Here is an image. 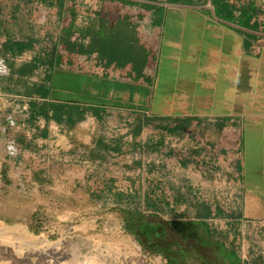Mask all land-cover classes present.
Returning <instances> with one entry per match:
<instances>
[{"label":"crops","instance_id":"crops-1","mask_svg":"<svg viewBox=\"0 0 264 264\" xmlns=\"http://www.w3.org/2000/svg\"><path fill=\"white\" fill-rule=\"evenodd\" d=\"M0 62L7 188L158 218L235 194L202 232L264 264V0H0Z\"/></svg>","mask_w":264,"mask_h":264},{"label":"rangeland","instance_id":"rangeland-1","mask_svg":"<svg viewBox=\"0 0 264 264\" xmlns=\"http://www.w3.org/2000/svg\"><path fill=\"white\" fill-rule=\"evenodd\" d=\"M79 190H83L82 186L71 196L43 197L35 194L28 179L22 178L16 187L7 188L0 178V264H174L126 231L124 213L131 210L129 206L108 204L102 197ZM209 198L206 202L214 207L226 202V196L218 193ZM197 200L189 212H167L160 217L162 220L159 218L162 223L178 218L181 224L179 228L166 224L169 229L165 234L177 242L185 264H224L216 255L212 261L203 249L217 247L220 242L215 235L207 237L195 226L200 224L196 208L204 203L203 198ZM135 211L144 218L156 216L150 210ZM232 212L228 211L233 215ZM201 222L205 227L215 226L212 221ZM181 230L197 232L199 243H193L191 238L189 245L179 235ZM238 260L243 264L242 259Z\"/></svg>","mask_w":264,"mask_h":264},{"label":"trees","instance_id":"trees-1","mask_svg":"<svg viewBox=\"0 0 264 264\" xmlns=\"http://www.w3.org/2000/svg\"><path fill=\"white\" fill-rule=\"evenodd\" d=\"M66 36L67 39L62 40L61 46H64L67 50H69L71 46L69 40L71 37V33L69 32V30L66 32ZM80 49H82L81 46ZM56 68H58V66H56ZM54 69L55 67L49 66L48 75H50L51 71H53ZM124 215L126 231L132 235L138 236L142 244H144L148 249L154 251L157 254L166 256L168 260L174 262V264L186 263L185 255L181 252V248L178 247L177 242L169 239V237L165 234V232L169 229L166 226V223H162L161 220L156 216L152 218H144L141 214L134 210L126 211ZM225 216L226 213L221 209L201 204L197 206L195 213V217L200 220V224H195V226L199 227L200 230H202L203 228L206 229L201 221H213L219 218H224ZM180 225L181 224L179 223H174L171 226L174 228H179ZM178 233L180 236L184 237L186 241H188V244L192 242V240H189L191 238L194 240L193 243H199L197 241L198 238L195 237V233L197 232L187 233L181 230ZM154 242L160 243L162 249H156L155 247H153ZM187 243L186 245L189 247L190 244L188 245ZM203 249L206 251V255L212 259V261L215 260L214 255L217 254V256L222 257L221 252H224V248L220 244L217 247H203ZM227 260L229 262H232L233 264L240 263V260H238V258L230 253L227 255Z\"/></svg>","mask_w":264,"mask_h":264},{"label":"built area","instance_id":"built-area-1","mask_svg":"<svg viewBox=\"0 0 264 264\" xmlns=\"http://www.w3.org/2000/svg\"><path fill=\"white\" fill-rule=\"evenodd\" d=\"M6 73V67L3 65L2 62H0V76H3ZM173 143H178V142H173ZM10 152L11 153H16L17 151H15V149L10 148ZM211 172L214 174L213 176H215L217 178V180L219 181L222 177V172L218 169H216V167H212ZM238 200H237V196L235 194H226V202H222L220 203L219 207H214L213 208H218L221 209L223 212H225L227 214L226 218H219L216 220H213L212 222H214L215 224V228L218 231H221V228L223 226V224H229L231 223L233 220L232 218H230V216L235 215L236 213H238L239 211H237L238 208ZM239 209V208H238ZM231 210L233 211V215L231 213H228V211ZM234 212H236L234 214ZM205 221V220H204ZM209 221V220H206ZM220 245H222L223 247L227 248L229 247V242L224 241V240H220ZM238 246V245H237ZM243 244H241L238 248H237V257L242 259L243 264H249V259H248V255L246 253V251L243 249ZM239 248H241V251L239 250Z\"/></svg>","mask_w":264,"mask_h":264},{"label":"flooded vegetation","instance_id":"flooded-vegetation-1","mask_svg":"<svg viewBox=\"0 0 264 264\" xmlns=\"http://www.w3.org/2000/svg\"><path fill=\"white\" fill-rule=\"evenodd\" d=\"M153 247H155L156 249H162V246L158 242H154Z\"/></svg>","mask_w":264,"mask_h":264},{"label":"bare ground","instance_id":"bare-ground-1","mask_svg":"<svg viewBox=\"0 0 264 264\" xmlns=\"http://www.w3.org/2000/svg\"><path fill=\"white\" fill-rule=\"evenodd\" d=\"M24 243V242H23Z\"/></svg>","mask_w":264,"mask_h":264}]
</instances>
